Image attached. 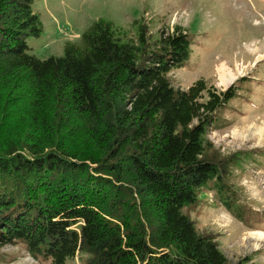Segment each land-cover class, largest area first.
I'll use <instances>...</instances> for the list:
<instances>
[{
	"label": "trees",
	"instance_id": "16d2710c",
	"mask_svg": "<svg viewBox=\"0 0 264 264\" xmlns=\"http://www.w3.org/2000/svg\"><path fill=\"white\" fill-rule=\"evenodd\" d=\"M32 3L0 0V244L51 264H242L189 215L204 185L230 186L206 134L233 86H173L190 54L179 25L153 39L98 18L39 59Z\"/></svg>",
	"mask_w": 264,
	"mask_h": 264
},
{
	"label": "rangeland",
	"instance_id": "374dc122",
	"mask_svg": "<svg viewBox=\"0 0 264 264\" xmlns=\"http://www.w3.org/2000/svg\"><path fill=\"white\" fill-rule=\"evenodd\" d=\"M32 10L42 33L27 36L26 43L39 59L62 56L66 43H79L98 18L131 34L134 21L143 23L153 39L173 25L189 33V57L169 73L173 86L187 89L203 79L217 91L231 86L236 91L206 134L230 186L204 185L189 215L199 233L213 236L229 263L264 264V236L251 234H264V131H259L264 128V0H33ZM222 62L227 70L221 78ZM0 264L51 261L16 242L0 244ZM65 264H84V255Z\"/></svg>",
	"mask_w": 264,
	"mask_h": 264
},
{
	"label": "bare ground",
	"instance_id": "6f19581e",
	"mask_svg": "<svg viewBox=\"0 0 264 264\" xmlns=\"http://www.w3.org/2000/svg\"><path fill=\"white\" fill-rule=\"evenodd\" d=\"M260 55V54H259ZM259 58V57H258ZM227 64L226 63H224V62H222L220 65H218V67H217V71L221 74V78H222V76L224 77V73H226V70H227ZM230 79L232 80V79H234V75H232L231 74V76H230ZM224 80V79H223ZM262 129H263V131H264V128H259V131H262ZM251 234L252 235H256L257 237H259V238H262L263 236H264V234L263 233H261V232H251Z\"/></svg>",
	"mask_w": 264,
	"mask_h": 264
}]
</instances>
